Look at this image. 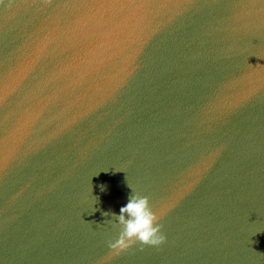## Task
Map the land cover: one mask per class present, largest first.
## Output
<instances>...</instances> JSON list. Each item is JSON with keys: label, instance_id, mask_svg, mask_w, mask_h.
<instances>
[{"label": "water", "instance_id": "95a60500", "mask_svg": "<svg viewBox=\"0 0 264 264\" xmlns=\"http://www.w3.org/2000/svg\"><path fill=\"white\" fill-rule=\"evenodd\" d=\"M0 264H264V0H0Z\"/></svg>", "mask_w": 264, "mask_h": 264}, {"label": "clouds", "instance_id": "9594fccd", "mask_svg": "<svg viewBox=\"0 0 264 264\" xmlns=\"http://www.w3.org/2000/svg\"><path fill=\"white\" fill-rule=\"evenodd\" d=\"M129 187L131 191L126 203L120 206L118 213L111 209L102 213L110 214L121 226L117 240L110 246L124 248L137 242L141 245L158 246L166 239L158 217L150 207L148 197L135 191L130 184ZM101 189H104V185H101Z\"/></svg>", "mask_w": 264, "mask_h": 264}]
</instances>
